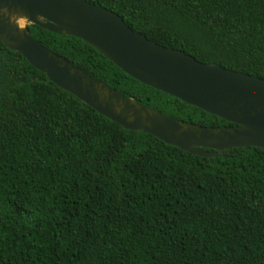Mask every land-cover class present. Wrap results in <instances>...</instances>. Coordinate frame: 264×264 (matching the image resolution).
Returning <instances> with one entry per match:
<instances>
[{"label": "trees", "instance_id": "1", "mask_svg": "<svg viewBox=\"0 0 264 264\" xmlns=\"http://www.w3.org/2000/svg\"><path fill=\"white\" fill-rule=\"evenodd\" d=\"M87 1L157 44L264 80V0ZM28 29L140 103L234 125L141 83L81 38ZM0 264H264V150L201 157L125 129L0 41Z\"/></svg>", "mask_w": 264, "mask_h": 264}, {"label": "water", "instance_id": "2", "mask_svg": "<svg viewBox=\"0 0 264 264\" xmlns=\"http://www.w3.org/2000/svg\"><path fill=\"white\" fill-rule=\"evenodd\" d=\"M29 24L81 38L141 83L234 125H198L125 96L39 43ZM0 41L55 85L125 129L201 157L233 147L264 150L263 79L157 44L132 31L117 13L87 0H0Z\"/></svg>", "mask_w": 264, "mask_h": 264}, {"label": "bare ground", "instance_id": "3", "mask_svg": "<svg viewBox=\"0 0 264 264\" xmlns=\"http://www.w3.org/2000/svg\"><path fill=\"white\" fill-rule=\"evenodd\" d=\"M22 24V23H21Z\"/></svg>", "mask_w": 264, "mask_h": 264}]
</instances>
